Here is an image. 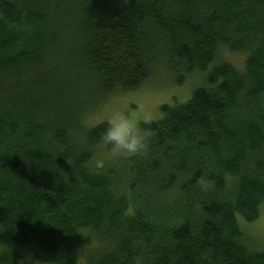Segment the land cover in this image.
Wrapping results in <instances>:
<instances>
[{
	"label": "trees",
	"instance_id": "obj_1",
	"mask_svg": "<svg viewBox=\"0 0 264 264\" xmlns=\"http://www.w3.org/2000/svg\"><path fill=\"white\" fill-rule=\"evenodd\" d=\"M160 62L205 85L141 123L147 156L99 162L91 111ZM262 206L264 0H0V264H264Z\"/></svg>",
	"mask_w": 264,
	"mask_h": 264
},
{
	"label": "rangeland",
	"instance_id": "obj_2",
	"mask_svg": "<svg viewBox=\"0 0 264 264\" xmlns=\"http://www.w3.org/2000/svg\"><path fill=\"white\" fill-rule=\"evenodd\" d=\"M222 59L232 63L240 71L245 69L244 54H234L229 51H223ZM162 63H158L157 68ZM202 75H191L183 82L175 79V76L162 66L150 80L139 90L130 92H117L104 103L100 104L96 109L91 111L87 118V126L94 127L101 123H106V119L114 110H122L125 114L135 118L138 123L145 122L143 117L150 116L149 121L161 119L163 116L162 106H176L185 103L200 86H204ZM148 122V121H147ZM104 152L101 146L97 153L99 162L104 161L102 153ZM240 220L245 232L249 235L251 241L264 249V206H262L261 216L254 223H246ZM79 264H85L80 262Z\"/></svg>",
	"mask_w": 264,
	"mask_h": 264
},
{
	"label": "clouds",
	"instance_id": "obj_3",
	"mask_svg": "<svg viewBox=\"0 0 264 264\" xmlns=\"http://www.w3.org/2000/svg\"><path fill=\"white\" fill-rule=\"evenodd\" d=\"M143 119L147 122L151 117L145 116ZM106 124L107 127L99 138L100 145L104 149L102 158L105 161L119 163L148 155L156 135L154 130L143 126L119 109L111 113L106 119ZM79 140L82 142L83 138ZM196 183L202 192H208L214 187V182L204 176H201ZM3 256H10L12 259L13 249L5 245L3 250H0V257ZM16 264H44V261L37 258L34 252L26 249Z\"/></svg>",
	"mask_w": 264,
	"mask_h": 264
}]
</instances>
